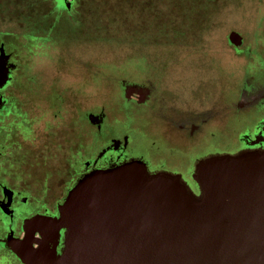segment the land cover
<instances>
[{"label": "flooded vegetation", "instance_id": "flooded-vegetation-1", "mask_svg": "<svg viewBox=\"0 0 264 264\" xmlns=\"http://www.w3.org/2000/svg\"><path fill=\"white\" fill-rule=\"evenodd\" d=\"M17 1L13 7L0 4V58L2 54L6 56L0 72V264H24L12 242L24 237L26 222L37 215L57 216L58 206L71 188L94 170L141 160L150 173L181 175L191 187L189 180L201 160L214 154L264 149V85L255 88L251 49L246 50L244 35L240 46L229 42L231 31L226 40L243 56V78L235 106L238 111L250 109V114L237 117L238 145L228 151L205 150L196 154L198 134L212 117L206 110L223 93L222 80L203 94L207 102L201 101L197 106L195 101L199 98L195 97L193 86L176 82V88H171L164 81L173 70L153 68V81L168 99L167 113L155 116L160 123L151 120L143 128L135 121L120 122L124 115L111 109V96L105 88L92 82L68 83L58 70L53 73L37 61L45 37L33 29L84 19L88 0H40L30 6ZM39 16L44 18L40 20ZM27 23L30 34L24 29ZM9 34L23 36L25 42L31 37L32 44L23 49L34 66L28 78L30 90L17 81L22 64L17 49L10 48L20 47L23 40ZM151 52L147 63L150 61L149 66L153 67L162 55L153 48ZM14 55L18 57L15 59ZM176 78L172 77V81ZM119 85L124 101L135 108L133 114L154 117L149 106L154 90L148 82L119 79ZM119 124L124 125L121 130ZM227 129L230 128L223 123L222 131ZM63 240L64 230L58 252Z\"/></svg>", "mask_w": 264, "mask_h": 264}, {"label": "water", "instance_id": "water-1", "mask_svg": "<svg viewBox=\"0 0 264 264\" xmlns=\"http://www.w3.org/2000/svg\"><path fill=\"white\" fill-rule=\"evenodd\" d=\"M193 179L199 194L141 160L94 170L12 248L24 264H264V149L209 156Z\"/></svg>", "mask_w": 264, "mask_h": 264}, {"label": "rangeland", "instance_id": "rangeland-1", "mask_svg": "<svg viewBox=\"0 0 264 264\" xmlns=\"http://www.w3.org/2000/svg\"><path fill=\"white\" fill-rule=\"evenodd\" d=\"M21 1L30 6L40 0ZM4 3L13 7L15 0H0V4L5 6ZM86 3L84 19L69 25L59 23L33 29L45 37L36 58L40 64L44 63L53 73L58 70L68 83L92 82L105 88L107 92H103L111 96V109L124 115L123 120L118 116L120 122L135 121L142 128L151 120L160 123L155 116L168 111L166 94L153 81V68L173 70L164 81L171 88H176V82L193 86L195 97L199 98L195 101L197 106L201 101L207 102L203 94L215 88L220 79L223 93L219 99L214 97L207 108L212 117L198 134L194 151L199 154L237 147V117L250 114V109L238 111L235 106L243 78L240 68L243 56L226 40L232 30L245 36L246 50L251 49L255 88L264 85V0H88ZM43 18L39 16L40 20ZM24 29L30 34L28 23ZM9 36L23 40V36ZM30 39L23 40L20 47H10L17 49L20 57L17 52L14 56L22 64L17 81L29 90L28 78L34 66L23 49L32 44ZM152 48L162 55L153 67L149 66L150 61L147 63ZM175 73L176 81H172ZM119 79L148 82L154 90L149 103L154 117L133 114L135 108L121 96ZM223 123L230 129L222 131ZM123 127L119 124L118 130ZM141 147L137 151L141 152ZM189 183L199 190L193 179Z\"/></svg>", "mask_w": 264, "mask_h": 264}]
</instances>
